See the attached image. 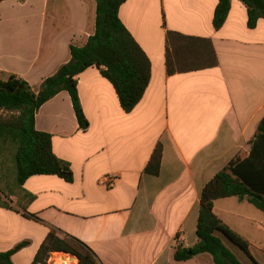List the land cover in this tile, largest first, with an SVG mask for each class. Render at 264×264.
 <instances>
[{
  "label": "crops",
  "instance_id": "0c3cea01",
  "mask_svg": "<svg viewBox=\"0 0 264 264\" xmlns=\"http://www.w3.org/2000/svg\"><path fill=\"white\" fill-rule=\"evenodd\" d=\"M217 2L125 0L120 5V21L151 63L148 85L130 112L123 111L112 84L95 66L76 76L86 129L79 128L65 90L39 107L35 127L50 134L52 151L69 163L72 181L31 175L22 185L34 195L25 209L16 205L15 195L9 196L14 209L0 206V251L28 242L12 254L15 264H31L51 227L88 245L100 264H214L208 253L176 260L174 252L196 243L202 187L247 156L264 116V18L248 28L246 7L230 0L216 30ZM94 24V0H0V71L26 80L36 92L69 60V45L86 42ZM167 29L210 38L218 64L167 75ZM157 143L162 158L154 176L144 168ZM244 202L218 198L213 211L264 264V216L240 206Z\"/></svg>",
  "mask_w": 264,
  "mask_h": 264
},
{
  "label": "trees",
  "instance_id": "16d2710c",
  "mask_svg": "<svg viewBox=\"0 0 264 264\" xmlns=\"http://www.w3.org/2000/svg\"><path fill=\"white\" fill-rule=\"evenodd\" d=\"M94 31L81 45H69L70 58L54 74L43 79L35 92L30 84L15 74L0 71V206L14 209L9 196H17L16 205L25 209L34 195L22 188L35 174H55L72 181L69 163L52 151L51 136L35 127L39 107L58 92L70 96L80 129L88 127L76 88V76L90 66L99 69L113 86L123 111L130 112L142 98L151 76V63L143 49L118 17L125 0H94ZM246 7L247 27L254 28L264 18V0H239ZM230 9V0H218L212 25L219 29ZM164 24V23H163ZM165 72L167 75L214 67L218 58L210 38L166 30ZM162 146L157 143L144 171H160ZM235 196L262 211L264 216V116L257 124L250 150L242 159L218 171L200 192L195 234L190 247L177 246L176 260H186L199 253L211 255L214 264H242L224 244L218 233L239 247L254 264L249 243L232 231L213 211L218 198ZM24 216L40 219L29 213ZM28 242L22 241L7 251H0V264H15L11 256ZM52 252L75 256L77 264H100L91 248L81 240L51 227L38 247L31 264H46Z\"/></svg>",
  "mask_w": 264,
  "mask_h": 264
},
{
  "label": "rangeland",
  "instance_id": "374dc122",
  "mask_svg": "<svg viewBox=\"0 0 264 264\" xmlns=\"http://www.w3.org/2000/svg\"><path fill=\"white\" fill-rule=\"evenodd\" d=\"M240 206H248L250 208H254L256 212H260L258 209H255L251 204L244 202ZM223 240L224 244L236 255V257L242 262V264H250L249 258L247 255L236 245H234L232 242H230L225 236H223L221 233H218ZM61 255H65L64 253H61ZM69 255V254H68ZM77 259V258H75ZM68 261H70V258H67ZM78 262V259L76 260ZM58 264L61 262L58 258L57 260Z\"/></svg>",
  "mask_w": 264,
  "mask_h": 264
},
{
  "label": "built area",
  "instance_id": "2783aa9c",
  "mask_svg": "<svg viewBox=\"0 0 264 264\" xmlns=\"http://www.w3.org/2000/svg\"><path fill=\"white\" fill-rule=\"evenodd\" d=\"M61 253H58V252H52L46 262V264H58L57 260L58 258H61ZM63 257H66V258H74L75 262L74 264H77L78 262L76 261L75 259V256H72V255H68V254H65L63 255ZM59 264H66L65 262H60Z\"/></svg>",
  "mask_w": 264,
  "mask_h": 264
},
{
  "label": "water",
  "instance_id": "95a60500",
  "mask_svg": "<svg viewBox=\"0 0 264 264\" xmlns=\"http://www.w3.org/2000/svg\"><path fill=\"white\" fill-rule=\"evenodd\" d=\"M76 258V257H75Z\"/></svg>",
  "mask_w": 264,
  "mask_h": 264
}]
</instances>
